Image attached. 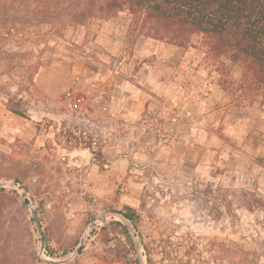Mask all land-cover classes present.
Listing matches in <instances>:
<instances>
[{
	"label": "crops",
	"instance_id": "crops-1",
	"mask_svg": "<svg viewBox=\"0 0 264 264\" xmlns=\"http://www.w3.org/2000/svg\"><path fill=\"white\" fill-rule=\"evenodd\" d=\"M130 21L119 12L91 26L76 25L63 36L49 31L46 21L2 20L0 14V136L8 134L10 163H39L50 146L67 150L72 157L61 162L62 174L78 177L79 194L86 186L111 202L108 210L118 211L142 207L150 178L167 176L176 187L200 195L224 189L227 180L264 232V94L244 84L236 94L224 90L207 64L201 35L179 46L132 31ZM121 56V74L115 76L112 63ZM225 64L241 82L242 67L228 60ZM67 89L89 96L103 92L94 115H112L111 138L99 143L95 159L77 132H62L58 120L42 118L65 103ZM175 112L179 117L172 123ZM145 119L152 121L149 132ZM133 126L139 130L136 136ZM170 126L174 131L159 138ZM71 139L73 145L67 144ZM119 184L120 194L113 200ZM49 204L61 211L64 224L61 237L47 234L48 246L73 245L83 228V215L73 213L78 203ZM107 220L124 225L112 215ZM94 238L60 264H96L87 250L97 246Z\"/></svg>",
	"mask_w": 264,
	"mask_h": 264
},
{
	"label": "rangeland",
	"instance_id": "rangeland-1",
	"mask_svg": "<svg viewBox=\"0 0 264 264\" xmlns=\"http://www.w3.org/2000/svg\"><path fill=\"white\" fill-rule=\"evenodd\" d=\"M105 8V0H0L2 20L46 21L49 31L63 36L76 25L87 27L110 18L112 15L107 16ZM252 92L264 94V87ZM7 138L8 134L0 136V149L4 150L0 156V183L7 182L0 187V264H48L44 257L68 256L46 254L47 234L61 237L64 224L61 211L52 208L51 201L76 202L78 206L74 207L78 209L73 213L83 215L77 243L57 250L73 253L84 240L77 253L80 254L85 242L95 235L97 246H88L87 250L92 252L96 264H264L263 228L252 220V210L241 207L240 194L232 190L227 180L224 189L210 188L200 195L176 187L167 176L150 178L142 207L137 210L141 220L147 218L138 225L142 238L134 228L137 238L129 235L128 241L119 227L109 230V234L100 231L106 219L103 214L112 204L86 186L79 194L78 177L62 174V151L50 146L49 155H44L39 163L25 164L23 159L10 163ZM49 174L51 177H46ZM14 183L28 194L38 211L45 235L44 255L39 252L35 224ZM120 185L113 188V200L120 194ZM105 237L112 240L105 242Z\"/></svg>",
	"mask_w": 264,
	"mask_h": 264
},
{
	"label": "trees",
	"instance_id": "trees-1",
	"mask_svg": "<svg viewBox=\"0 0 264 264\" xmlns=\"http://www.w3.org/2000/svg\"><path fill=\"white\" fill-rule=\"evenodd\" d=\"M105 1L107 16L126 13L131 19L130 27L140 35L179 46L190 44L192 35H201L210 71L217 74L218 83L230 94L239 92L243 84L252 91L264 87V0ZM226 60L242 67L241 82L233 79ZM120 212L132 222L142 238L138 230L141 222L138 212L130 207ZM118 227L130 241L128 231L120 221L109 220L100 231L109 234V230ZM110 240L112 237L104 238L105 242ZM45 250L52 257L72 251H58L47 246Z\"/></svg>",
	"mask_w": 264,
	"mask_h": 264
},
{
	"label": "built area",
	"instance_id": "built-area-1",
	"mask_svg": "<svg viewBox=\"0 0 264 264\" xmlns=\"http://www.w3.org/2000/svg\"><path fill=\"white\" fill-rule=\"evenodd\" d=\"M124 59L123 56L117 57L112 63V73L113 75L121 74V65ZM103 95L102 91H98L95 95H87L84 93H78L67 89L64 92L65 103L57 109L54 113H44L42 118L46 120H58L61 123V127H65L62 132H67L66 128H70L77 132L84 141L88 143V156L90 159L96 158V151L98 149L99 143L111 138V125H112V115L107 114L102 119L94 115L95 103L98 102L99 97ZM103 108V107H102ZM104 109V108H103ZM159 116L158 114H155ZM179 114L177 112L170 118L172 123L178 120ZM64 123V125H62ZM151 120L145 119L143 121V126H146V130L151 131ZM131 134L136 136L139 133L137 126L131 128ZM174 131L173 127H168L167 131L159 133V138H166L168 133ZM135 143L134 139L131 140L130 145L133 146ZM67 144L73 145V141L67 140ZM62 149H66L62 147ZM62 159L72 157L68 154L67 150L62 151ZM76 166L79 167L80 163L77 161Z\"/></svg>",
	"mask_w": 264,
	"mask_h": 264
},
{
	"label": "water",
	"instance_id": "water-1",
	"mask_svg": "<svg viewBox=\"0 0 264 264\" xmlns=\"http://www.w3.org/2000/svg\"><path fill=\"white\" fill-rule=\"evenodd\" d=\"M5 184H7V182L0 183V187L4 186ZM13 185L15 186V188L21 194L23 203L26 205V207L29 210V213L31 215V218H32L34 224H35V227H36V230H37V233H38V236H39V241H40L39 252H40L41 255H44L45 235H44V231H43V227H42V223H41L38 211H37L36 207L34 206L32 199L22 189V187L19 184H15V183ZM107 215H117V216H119V218L121 220H123L124 226L126 227V229H127L128 233H129V235L131 236V238L132 239L137 238V234H135L132 222L127 217H125L122 212H120L118 210H108V211L104 212L103 218H106ZM83 241H81L80 245H78L76 250L69 256H66V257L61 258V259H52V258L44 257L43 260L46 263H51V264L64 263V262L68 261L69 259H71L72 257H74L78 253L79 249L82 246Z\"/></svg>",
	"mask_w": 264,
	"mask_h": 264
}]
</instances>
